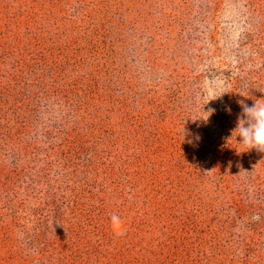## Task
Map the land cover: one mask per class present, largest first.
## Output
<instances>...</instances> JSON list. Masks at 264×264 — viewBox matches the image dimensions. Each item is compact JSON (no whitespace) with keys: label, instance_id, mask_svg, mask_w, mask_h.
<instances>
[{"label":"rangeland","instance_id":"rangeland-1","mask_svg":"<svg viewBox=\"0 0 264 264\" xmlns=\"http://www.w3.org/2000/svg\"><path fill=\"white\" fill-rule=\"evenodd\" d=\"M258 99L264 0H0V264H264Z\"/></svg>","mask_w":264,"mask_h":264},{"label":"clouds","instance_id":"clouds-1","mask_svg":"<svg viewBox=\"0 0 264 264\" xmlns=\"http://www.w3.org/2000/svg\"><path fill=\"white\" fill-rule=\"evenodd\" d=\"M241 96L249 98L246 95ZM239 104L242 113L238 117L233 133L238 134L236 137L240 138L239 144H242L247 151L255 149L264 152V99L254 100L251 106L243 100L239 101Z\"/></svg>","mask_w":264,"mask_h":264}]
</instances>
